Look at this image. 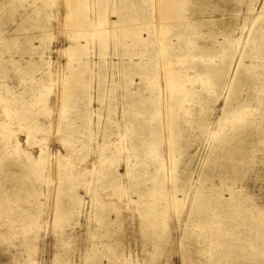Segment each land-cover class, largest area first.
I'll return each instance as SVG.
<instances>
[{"label":"rangeland","instance_id":"1","mask_svg":"<svg viewBox=\"0 0 264 264\" xmlns=\"http://www.w3.org/2000/svg\"><path fill=\"white\" fill-rule=\"evenodd\" d=\"M157 1L0 0V178H21L0 264H264V0ZM229 144L240 165L214 160ZM185 176L221 197L189 213ZM152 188L148 231L128 199Z\"/></svg>","mask_w":264,"mask_h":264},{"label":"bare ground","instance_id":"2","mask_svg":"<svg viewBox=\"0 0 264 264\" xmlns=\"http://www.w3.org/2000/svg\"><path fill=\"white\" fill-rule=\"evenodd\" d=\"M153 1V0H152ZM155 1V0H154ZM160 2L162 1V0H159ZM167 0H163V2L164 3H162L163 5L164 4H167V2H166ZM12 2V1H11ZM160 2H158L157 1V3H160ZM156 5V4H155ZM159 5H161V3L159 4ZM160 10H161V12L163 11H166L167 12V10H169V7H165L164 6V9L162 10V7L161 8H159ZM158 9V10H159ZM161 12L159 13L160 15H161ZM158 14V13H157ZM164 14H165V12H164ZM161 18V17H160ZM162 18H164V19H168L169 17L167 16V15H163L162 16ZM159 19V18H158ZM162 21H160V23H161ZM167 24V23H166ZM160 26V25H159ZM162 30V29H161ZM47 35V34H46ZM30 48V47H29ZM26 50V49H25ZM33 51H34V49H33ZM33 51L31 52V53H28V55L29 56H34V53H33ZM20 54V53H19ZM22 58V57H21ZM20 58V59H21ZM22 60V59H21ZM19 62V61H18ZM30 62H31V64H33V65H35V67H37L36 66V62L35 61H32V60H30ZM34 67V68H35ZM26 68V67H25ZM170 69V68H169ZM28 72H29V70H28ZM23 73H24V70H23ZM25 73H26V71H25ZM19 76V75H18ZM30 76V75H29ZM162 76V75H161ZM13 77V76H12ZM17 77V76H16ZM15 78V77H14ZM13 78V79H14ZM12 80V79H11ZM20 80V79H19ZM18 81V80H17ZM30 82V81H29ZM233 82V81H232ZM14 83H17V82H14ZM28 83V82H27ZM34 83V82H33ZM24 84V83H23ZM30 84H31V82H30ZM164 84V83H163ZM22 85V84H21ZM28 85H29V83H28ZM17 86V85H16ZM24 87V86H23ZM34 87V86H33ZM17 88V87H16ZM16 88H15V90H16ZM22 88V87H21ZM20 88V89H21ZM25 88V87H24ZM23 88V89H24ZM3 89V88H2ZM5 89H6V91H11L10 90V88H8L7 86L5 87ZM19 89V88H18ZM29 89H31V87L29 88ZM25 91V90H24ZM4 92V91H3ZM35 92H36V90H35ZM68 95V96H67ZM65 97L67 98V100H68V98H69V94H67ZM38 98V97H37ZM36 98V99H37ZM29 99V98H28ZM35 99V100H36ZM39 99V98H38ZM37 99V100H38ZM18 100H20V99H18ZM28 101V100H27ZM21 102V101H20ZM180 102H181V100L179 99L178 101H175V106H180ZM22 104V103H21ZM38 104V103H37ZM23 105H24V103H23ZM26 105V104H25ZM24 105V106H25ZM29 105H30V103H29ZM33 105H34V103H33ZM36 105V104H35ZM22 106V105H21ZM37 106V105H36ZM1 107H3V105L1 106ZM6 107V106H5ZM8 107V106H7ZM11 107V106H10ZM172 107V106H171ZM6 110V109H5ZM175 111H176V109H175ZM7 113L5 114V115H3V117L0 119V125L1 124H3V123H5L6 122V119H7V117L9 116V112L8 111H6ZM15 112H17V113H19V110L17 109L16 110V108H15ZM185 112V111H184ZM187 113V112H186ZM185 114V113H184ZM171 115V114H170ZM187 115V114H186ZM7 116V117H6ZM173 118V117H172ZM14 119V118H13ZM172 124H174L173 122H172ZM7 125V124H6ZM11 125V124H10ZM171 125V124H170ZM2 126V125H1ZM171 127V126H170ZM6 128V127H5ZM173 130V129H172ZM13 133H14V130L12 131ZM16 133V132H15ZM176 133L173 131V133H172V136H171V138L172 139H175L176 138ZM215 136H217V135H215ZM25 137V136H24ZM219 137V136H218ZM9 139V138H8ZM11 140V139H10ZM16 141H14V143H12V145H11V147L9 148V147H6L7 149H9L10 151H11V153H12V151H18L19 149V147H21V149H23V147L25 146L24 145V143H23V141H22V143L21 142H19L17 139H15ZM241 147L242 146H237V147H232L231 146V144H229V146H225V151H220L221 153H219V151H215V153H214V155H213V158H214V160L215 161H219V162H226V163H228V162H236L237 163V165H240L242 162H244L243 161V159L244 158H247V156H248V152H250V150H248V152H245V151H243L242 149H241ZM5 148V149H6ZM230 148H234V149H230ZM26 150H28L27 149V147H26ZM32 151H33V149H31ZM172 150H174V149H172ZM228 150V151H227ZM259 151L260 150H262V151H264V148L263 149H258ZM25 151V150H24ZM29 151H30V149H29ZM247 151V150H246ZM255 151V148H253L252 149V152H254ZM1 152V151H0ZM26 152V151H25ZM5 153V152H4ZM16 153V152H15ZM21 153V152H20ZM10 154V153H9ZM249 157H251V155H249ZM130 166H126V174H128V172L130 171V169H128ZM231 173H230V171H222L221 172V174H216L215 176L219 179V181H220V183L222 184V185H229V184H231V183H240V184H242L243 182H244V180H247V178H246V176H245V174H246V171L247 170H249V167H247V168H243V167H237V166H233V167H231ZM16 175V176H15ZM16 177V178H14V177ZM20 175H17V174H13V173H4L3 174V176L0 178V182H1V184H0V186H1V193H0V209H1V212L2 213H10L11 212V208H10V206L12 205L11 203H12V201H11V197H12V195H10V191L9 190H7V186H6V184L7 183H11L12 185H11V191H13L14 190V183H16V182H18L17 181V179L18 180H20L21 178L19 177ZM113 178V177H112ZM170 179H171V177H170ZM211 179L212 178H210L209 179V177H205V179H203V181L200 179V177H198L197 178V180H196V182L194 183H186V180H187V176H185V177H181L179 180H177V179H174L173 178V181H175V180H177L178 182H180V185L178 184V182H173V183H175V184H178L176 187L179 189V191L181 192V197H182V199H185V198H189L190 200H191V204H192V202H194V201H196V206H193V207H190V210H189V213L190 212H192L193 214L194 213H196L197 211H200V210H202L203 209V207H202V202H203V200H204V198L206 197V195H211V194H213L214 196H216L217 198H219V197H221V193H218L217 191H214V186H213V184L211 183ZM210 181V183L208 184H206L205 183V181ZM258 180V179H257ZM256 180V181H257ZM172 181V180H171ZM159 183V182H158ZM246 183V182H245ZM256 183V182H255ZM17 184V183H16ZM259 184V183H258ZM256 185H257V183H256ZM158 186V185H157ZM259 186H260V184H259ZM9 187V186H8ZM258 187V186H257ZM154 188V187H153ZM153 188L152 189H149L148 191H146V193L144 194H141L140 193V191L137 193V198L135 199V200H133V199H131V198H129L128 199V202H131L132 204L134 203V204H136V203H139V202H141V204H140V206H141V208H142V212H143V216H142V218H141V221H142V226L146 229V230H148V231H150V230H154V229H151L152 228V222L155 220V218H154V216H153V212L158 208V206L159 205H161V198H160V202H159V200H158V202L157 203H155V204H151L150 202H146L147 200H145V198H147V197H149V196H151L152 195V190H153ZM159 188V187H158ZM241 189H242V187H240ZM242 190H244V189H242ZM15 193H17V191L18 190H16L15 189ZM240 191V190H239ZM258 191V190H257ZM236 192H238V191H236V190H234L231 194H232V196L234 195V194H237ZM242 192V191H241ZM14 193V194H15ZM59 194H61V196L63 195L61 192H59ZM243 195L242 193H238V195ZM95 195V194H94ZM255 195V194H254ZM70 196V195H69ZM235 196V195H234ZM256 196V195H255ZM264 196V195H263ZM63 197V196H62ZM72 198H75V197H72ZM141 198H143V202L141 201ZM182 199H178L177 197H176V195L175 194H172L171 196H170V198H169V201H167V204L168 205H170V204H172V205H175V204H179L180 203V201L182 200ZM72 200H76V202H78V198H76V199H72ZM247 201H248V198H247ZM18 203V202H17ZM80 202H78V204H79ZM249 205V204H248ZM247 206V204L244 206V208H248V206ZM162 208H165V207H163V206H161ZM23 209V208H22ZM63 209V206H61V205H58V207H56L55 209H54V211H56V210H58V212H60L61 210ZM24 210V209H23ZM194 210V211H193ZM62 214H64V212H61L60 213V215H62ZM64 216H65V214H64ZM200 240L199 239H197V238H194V237H191V238H187L186 239V241L184 242V250H185V252H186V254H187V256H188V258L189 259H191V260H193V261H202V253H201V249H200V242H199Z\"/></svg>","mask_w":264,"mask_h":264}]
</instances>
